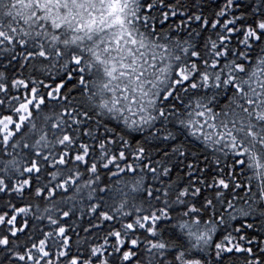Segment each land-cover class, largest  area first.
Returning <instances> with one entry per match:
<instances>
[{
  "label": "snow or ice",
  "instance_id": "1",
  "mask_svg": "<svg viewBox=\"0 0 264 264\" xmlns=\"http://www.w3.org/2000/svg\"><path fill=\"white\" fill-rule=\"evenodd\" d=\"M206 7L0 0V264H264V0Z\"/></svg>",
  "mask_w": 264,
  "mask_h": 264
},
{
  "label": "trees",
  "instance_id": "2",
  "mask_svg": "<svg viewBox=\"0 0 264 264\" xmlns=\"http://www.w3.org/2000/svg\"><path fill=\"white\" fill-rule=\"evenodd\" d=\"M195 2H196V3H199V4H201V5H205V14H208V12L211 11V9H208V8L206 7V5H207V0H195ZM176 22L179 23V18L176 19ZM194 26H195V25H194ZM165 27H168V25L165 24ZM181 35H182V38H183V36H186V33H183V34H181ZM226 102H227V101H226V98L222 97V98L220 99V103H221V104L226 103ZM132 135H133V137H135V139H132V143H133V145H135L136 140H138V139L141 138V134H139V133H133ZM241 194H242V193H241ZM77 215H79V214H77ZM87 219H89V217L86 215V216L84 217V220L86 221ZM77 222H78V221H77L76 218L74 217L72 220L69 221V224H73V225H75V223H77ZM242 222H243L242 219H241V218H238L237 221H232V224H233L234 226H238V224H239V223H242ZM249 222H251V220H249ZM83 226L86 227L87 224L85 223ZM78 230L80 231V235L83 236V235H84L83 231L80 230V229H78ZM70 235H72L73 242H75V239H76L75 234H74V233H70ZM216 238L218 239L219 237L217 236Z\"/></svg>",
  "mask_w": 264,
  "mask_h": 264
}]
</instances>
